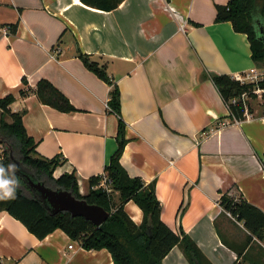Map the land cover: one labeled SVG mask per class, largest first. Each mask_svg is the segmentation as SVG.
<instances>
[{"label": "crops", "instance_id": "obj_1", "mask_svg": "<svg viewBox=\"0 0 264 264\" xmlns=\"http://www.w3.org/2000/svg\"><path fill=\"white\" fill-rule=\"evenodd\" d=\"M229 1L123 0L103 11L81 0H0V99L15 97L10 110L25 112L39 155L65 160L54 176L76 173L86 195L118 149L120 117L108 105L112 87L78 52L106 66L121 93L122 166L155 182L162 221L212 264H247L230 246L241 249L250 233L237 230L220 199L238 191L264 212V98L250 99L252 113L239 121L211 79L256 67L247 35L215 22L217 6ZM24 79L32 89L49 81L76 111L59 112L34 94L22 98ZM125 211L143 224L134 202ZM0 264L114 263L107 250L87 251L61 230L39 240L0 209ZM163 264L190 263L177 246Z\"/></svg>", "mask_w": 264, "mask_h": 264}, {"label": "trees", "instance_id": "obj_2", "mask_svg": "<svg viewBox=\"0 0 264 264\" xmlns=\"http://www.w3.org/2000/svg\"><path fill=\"white\" fill-rule=\"evenodd\" d=\"M81 1L103 11H113L123 2ZM215 22H230L236 33L247 35L255 66L258 69L264 68V0H230L225 6H217ZM10 28L13 34L17 33L16 24ZM78 57L89 71L112 87L108 105L120 117L118 149L105 168L111 192L98 187L103 181L102 176L90 178L86 195L80 192L76 173H66L56 178L54 173L65 160L58 156L48 159L39 155L37 143L29 136L24 125L25 112L13 113L10 110L15 97L9 95L0 99V147L3 150L0 156V168H3L0 183L7 182V187L14 189V197L0 198V209L21 222L39 240L61 230L87 251L107 250L114 264H163L165 257L177 246L190 264H212L189 236L183 231L175 233L162 221V205L157 198L155 182L147 185L141 178L131 177L122 166L121 157L128 141L125 138V123L121 119L120 90L109 78L106 66L92 61L81 51ZM211 79L228 104L231 116L239 121L244 120L246 107L242 96L247 93L250 99L258 98L252 93L256 85L241 84L227 75L211 74ZM23 85L25 88L20 92L22 98L34 94L43 105L59 112L76 111L69 99L47 80H41L35 89L29 87L26 79ZM258 86L264 88V82ZM248 112L252 113L250 104ZM262 163L264 168V157ZM24 173H29L36 182L43 183L47 188L67 191L79 200L102 207L111 214L109 219L98 228L70 213L52 214L31 189ZM4 191L0 187V197L5 195ZM115 194H118V200ZM129 202H134L143 211L144 222L140 226L125 211V205ZM220 206L224 211L231 212L250 233L247 243L241 249L230 246L231 249L247 264H264V247L259 243L252 245L254 237L264 244V212L244 200L241 194L239 200H235L230 193L223 194ZM149 223L152 224L151 234L148 233ZM254 250L257 252L254 253Z\"/></svg>", "mask_w": 264, "mask_h": 264}, {"label": "water", "instance_id": "obj_3", "mask_svg": "<svg viewBox=\"0 0 264 264\" xmlns=\"http://www.w3.org/2000/svg\"><path fill=\"white\" fill-rule=\"evenodd\" d=\"M12 159L15 161L13 157ZM24 176L31 189L38 195L44 205L54 215L60 213H70L73 217L84 218L98 228L101 227L111 215L102 207L90 205L85 200H79L67 191L52 190L47 188L43 183L36 182L29 173H24ZM151 227L152 224L149 223V234H151Z\"/></svg>", "mask_w": 264, "mask_h": 264}, {"label": "built area", "instance_id": "obj_4", "mask_svg": "<svg viewBox=\"0 0 264 264\" xmlns=\"http://www.w3.org/2000/svg\"><path fill=\"white\" fill-rule=\"evenodd\" d=\"M235 81L240 82L241 84H253L256 87L252 90V93L255 94L257 97L264 98V88L258 86L260 83L264 82V68L258 69L257 67L252 68L249 72L245 74H239L233 78ZM242 100L246 107V114H248V105L247 103L250 101V97L247 93L243 94ZM236 100L233 101L235 103ZM235 119V118H234ZM103 181L98 187H103L108 192H111L109 185L107 184V177L106 175H102ZM230 195L235 199H240V193L238 191H233ZM223 213L235 224L245 229V226L242 222H239L236 217L229 211H224ZM70 249H73V245L70 246Z\"/></svg>", "mask_w": 264, "mask_h": 264}, {"label": "clouds", "instance_id": "obj_5", "mask_svg": "<svg viewBox=\"0 0 264 264\" xmlns=\"http://www.w3.org/2000/svg\"><path fill=\"white\" fill-rule=\"evenodd\" d=\"M0 172H3V168H0ZM0 187H3L5 189L3 197L0 198H12L14 197V189H10L7 187V182L0 183Z\"/></svg>", "mask_w": 264, "mask_h": 264}, {"label": "rangeland", "instance_id": "obj_6", "mask_svg": "<svg viewBox=\"0 0 264 264\" xmlns=\"http://www.w3.org/2000/svg\"><path fill=\"white\" fill-rule=\"evenodd\" d=\"M8 120H9V119H8ZM2 151H3V150H2V147H0V156L2 155ZM237 228H238L237 230H238L239 232H244L242 227L238 226Z\"/></svg>", "mask_w": 264, "mask_h": 264}]
</instances>
